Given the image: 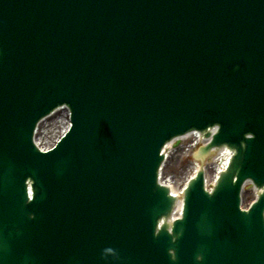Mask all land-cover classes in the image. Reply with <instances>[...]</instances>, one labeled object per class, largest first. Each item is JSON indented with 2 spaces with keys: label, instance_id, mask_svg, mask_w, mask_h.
<instances>
[{
  "label": "water",
  "instance_id": "95a60500",
  "mask_svg": "<svg viewBox=\"0 0 264 264\" xmlns=\"http://www.w3.org/2000/svg\"><path fill=\"white\" fill-rule=\"evenodd\" d=\"M213 127L168 223L162 148ZM0 264H264V0H0Z\"/></svg>",
  "mask_w": 264,
  "mask_h": 264
},
{
  "label": "rangeland",
  "instance_id": "374dc122",
  "mask_svg": "<svg viewBox=\"0 0 264 264\" xmlns=\"http://www.w3.org/2000/svg\"><path fill=\"white\" fill-rule=\"evenodd\" d=\"M62 118L63 114H59ZM63 127V126H62ZM56 128L55 131L58 133L62 129ZM55 133V134H57ZM191 142V137L183 138L180 140V144L172 145L169 150H167V159L164 162L162 170V177L165 180H168L174 187L181 188L183 183L189 175L193 172V167L195 164V160L191 157L192 151H187L186 147ZM51 144L50 142L44 144V146H48ZM207 158V157H205ZM204 158V159H205ZM206 161V159L204 160ZM210 173L211 168L209 169ZM210 175V174H209ZM255 198V193L251 188H246L243 192V202L244 204H248Z\"/></svg>",
  "mask_w": 264,
  "mask_h": 264
},
{
  "label": "bare ground",
  "instance_id": "6f19581e",
  "mask_svg": "<svg viewBox=\"0 0 264 264\" xmlns=\"http://www.w3.org/2000/svg\"><path fill=\"white\" fill-rule=\"evenodd\" d=\"M61 113V110H56L55 112H53L48 118H46L44 121L45 123L44 126H43V130L40 132V138L37 137V140L40 142V143H45L44 141V138L47 140H50L51 138L53 139V137L55 136L56 137V131L55 129L56 128H60L63 126V118H61V116L59 115ZM67 118V114L65 116ZM50 120V121H49ZM43 121V122H44ZM48 121V122H46ZM38 133V131H37ZM49 136V137H48ZM198 137H197V134L195 135V140L199 143V142H204L206 141L205 139L203 140H197ZM172 143V142H171ZM169 143L167 145V149L170 148V144ZM213 151V150H212ZM230 156V153L228 150L226 149H219L215 152V155L213 157V159L211 160V169L215 172V174L217 173V171L221 170L224 168L225 164L227 163L228 161V158ZM193 169L197 170V169H200V166H195L193 167ZM172 193L178 197L180 196V190L178 189H175V188H172ZM177 206H178V209L177 211L179 210V207L181 206V201H177Z\"/></svg>",
  "mask_w": 264,
  "mask_h": 264
}]
</instances>
